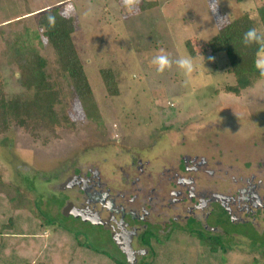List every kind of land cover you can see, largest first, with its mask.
Here are the masks:
<instances>
[{"label": "rangeland", "instance_id": "374dc122", "mask_svg": "<svg viewBox=\"0 0 264 264\" xmlns=\"http://www.w3.org/2000/svg\"><path fill=\"white\" fill-rule=\"evenodd\" d=\"M140 1L136 0L129 11L125 0H0V89L4 94L9 97L24 91L18 84L11 44L19 34L41 32L38 16L57 6L76 20L72 38L98 109V116L85 118L68 81L56 76L52 49L40 48L49 62L52 78L64 88L58 108L65 107L74 123L54 131L41 130L37 138L21 127L11 126L0 135V174L5 182L28 193L42 214L72 230L84 243L122 261L107 233L69 216L70 204L60 206L65 196L76 193L68 188L72 172H77L81 164L88 166L104 157L122 158L121 152L131 153L134 148H154L164 137L170 140L182 134H195L196 129L205 130L207 123H229L220 119L226 116L233 122L239 116V122L245 118V126L252 122L254 128H264V75L239 95L228 93L226 86L234 83V77L228 71L226 55L202 49L222 25L244 12L257 22L260 30L257 9L264 0H149L155 5L143 11ZM188 38H194L200 49L195 57L189 55L184 45ZM158 55H167L173 62L162 73L153 63ZM182 57L198 62L191 75L176 65L175 61ZM103 68L114 71L116 95H110L104 86L100 74ZM204 133L207 136L211 131ZM143 155L148 156V152ZM9 208L0 195V223L7 222L9 216L14 220L15 229L10 231L13 236L6 238H17L16 245L22 246L31 232L29 217ZM225 229L241 232L249 227L228 223ZM50 230L42 232L44 238L50 237ZM247 236L259 244L250 246L239 237L223 238L228 247L224 264H264V234L258 236L249 230ZM178 241L182 255L174 256L169 249H163L159 253L164 259L158 264H222L218 254L197 243L186 247L185 238ZM37 254L23 258L21 253L5 254L1 250L0 264H44ZM147 261L149 256L143 262ZM85 264L108 263L87 255Z\"/></svg>", "mask_w": 264, "mask_h": 264}, {"label": "flooded vegetation", "instance_id": "af4514ba", "mask_svg": "<svg viewBox=\"0 0 264 264\" xmlns=\"http://www.w3.org/2000/svg\"><path fill=\"white\" fill-rule=\"evenodd\" d=\"M220 119L229 123L81 164L68 185L76 193L60 206L70 204L69 216L107 233L128 264L150 255L147 233L159 240L195 228L257 246L247 233L264 234V128L239 116ZM228 223L249 229L231 231Z\"/></svg>", "mask_w": 264, "mask_h": 264}, {"label": "trees", "instance_id": "16d2710c", "mask_svg": "<svg viewBox=\"0 0 264 264\" xmlns=\"http://www.w3.org/2000/svg\"><path fill=\"white\" fill-rule=\"evenodd\" d=\"M154 5V1H140L141 11L150 9ZM50 18L54 19L50 22ZM257 19L260 31H264V4L257 9ZM37 24L42 29L41 32L27 31L19 34L10 46L11 58L18 68V84L24 91L8 97L0 89V135L7 132L11 126H17L37 138L41 130L54 131L57 127L74 123L65 107L58 108L62 102L64 88L61 82L52 78L49 62L40 52L47 46L52 49L55 56L56 76H61L68 81L72 95L78 100L85 118L91 119L94 117L93 114L98 116L93 91L72 38L77 27L76 20L72 16L65 15L59 7L55 6L42 12L37 18ZM257 26V22L244 12L222 25L202 48L207 49L210 54L224 53L226 55L229 62L228 71L234 77V83L227 85L226 91L236 96L243 90L253 87L263 76L255 67V58L264 50H261L258 45L248 46L244 43L245 33ZM184 45L191 57H195L196 51L200 50L196 47L194 38L185 40ZM100 74L108 93L116 95L118 88L112 68H103ZM0 195L6 199L9 209L29 217L31 231L28 237H25L23 247L21 244L18 246L16 242L19 239L6 238L12 237L10 231L15 229L12 216L8 217L7 222L0 223V251L3 250L5 254L18 252L25 258L33 254L35 256L37 252L40 254L39 251L42 250L40 256L44 264H85L87 255L95 260H106L108 264H128L107 251L95 249L84 243L72 230L51 216L42 214L37 209L36 203L30 200L28 193L18 185L5 182L1 174ZM36 210L39 213H36ZM46 229H51V235L48 238L42 235ZM169 236V238L155 240L154 233L151 235L147 233L144 243L150 247L149 261L141 264H158L161 259H164V255L159 253L163 249H169L167 251L173 252L174 256H181L183 253L181 241L178 240L183 238L186 239V247L193 242L197 243L208 252L218 254L222 264L225 262L228 247L225 246V241L220 235L189 228L176 230ZM262 255H264V249Z\"/></svg>", "mask_w": 264, "mask_h": 264}, {"label": "clouds", "instance_id": "9594fccd", "mask_svg": "<svg viewBox=\"0 0 264 264\" xmlns=\"http://www.w3.org/2000/svg\"><path fill=\"white\" fill-rule=\"evenodd\" d=\"M129 11L132 10L136 0H125ZM54 18H50V22ZM244 43L248 46L258 45L261 50H264V31L257 28H252L244 35ZM153 63L157 66L158 72H164L172 66V61L167 55H158L154 58ZM176 65L184 71L186 75H191L198 68V62L191 57H182L175 61ZM256 69L264 75V55H257L255 58Z\"/></svg>", "mask_w": 264, "mask_h": 264}]
</instances>
